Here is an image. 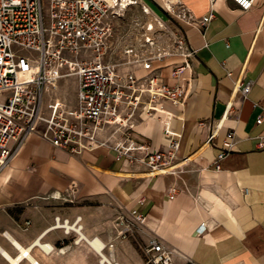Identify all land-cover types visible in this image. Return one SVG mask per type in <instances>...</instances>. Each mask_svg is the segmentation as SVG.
I'll use <instances>...</instances> for the list:
<instances>
[{
  "label": "crops",
  "instance_id": "1",
  "mask_svg": "<svg viewBox=\"0 0 264 264\" xmlns=\"http://www.w3.org/2000/svg\"><path fill=\"white\" fill-rule=\"evenodd\" d=\"M143 1L166 18L161 1ZM180 1L196 19L212 14L202 32L173 21L196 51L177 81L170 74L182 57L154 64L162 80L184 88V101L177 107L163 103L152 118L138 117L129 138L156 153L167 149L171 135L178 143L177 164H185L184 188L178 182L181 191L169 200L173 176L129 165L110 148L70 155L34 136L0 173V264H106L87 241L106 244L107 238L89 230L86 209L66 204L71 196L137 210L147 233L175 251L172 264H264V147L256 139L264 123L255 124L264 115V0L246 13L229 0L212 7L209 0ZM127 71L143 74L139 66ZM67 80L45 94V103L76 106V81L70 90ZM248 84L243 97L240 89ZM202 122L220 125L212 145L206 143L209 129L198 126ZM228 132L235 146L216 170ZM200 224L206 226L202 233ZM112 257L118 264L146 263L129 243L114 246Z\"/></svg>",
  "mask_w": 264,
  "mask_h": 264
},
{
  "label": "built area",
  "instance_id": "2",
  "mask_svg": "<svg viewBox=\"0 0 264 264\" xmlns=\"http://www.w3.org/2000/svg\"><path fill=\"white\" fill-rule=\"evenodd\" d=\"M216 1L209 0L210 6ZM229 1L246 13L256 0ZM161 4L166 18L142 5L149 19L136 25L133 41L125 42L115 36L112 23L136 1L0 0V173L35 136L70 155L110 148L129 165L142 164L151 174L173 176L167 198L174 199L181 191L178 182L184 188L181 175L186 172L185 164H177L178 143L169 135L166 150L150 153L146 145L131 141L129 133L138 117L152 118L163 103L177 107L184 101V88L168 84L154 69L155 63L168 57H182L184 61L173 66L170 74L177 81L191 66L188 60L196 51L173 21L202 32L212 14L196 19L180 0H161ZM136 66L142 75L121 72ZM65 78L76 81V106L70 109L55 100L45 103V94ZM240 91L245 97L250 85ZM263 123L264 115L255 120L257 126ZM198 126L209 129L206 143L212 145L220 125L202 122ZM234 136L228 132L222 141L216 170L217 162L233 150ZM256 139L258 148H263L264 129ZM127 213L132 223L144 226L145 217L137 210ZM205 228L200 224L197 231ZM80 230L77 226V233ZM87 243L103 262L118 264L112 257L111 240L99 251ZM142 250L145 264H172L175 254L157 236L148 237Z\"/></svg>",
  "mask_w": 264,
  "mask_h": 264
},
{
  "label": "rangeland",
  "instance_id": "3",
  "mask_svg": "<svg viewBox=\"0 0 264 264\" xmlns=\"http://www.w3.org/2000/svg\"><path fill=\"white\" fill-rule=\"evenodd\" d=\"M132 1H136V5L122 10L119 13V18L113 20L112 23L115 29V36L125 42L133 41L139 29L136 25L144 23L149 19L142 10V5L147 4L143 0ZM23 54L26 55L27 53L24 52ZM119 57L121 56L118 53L117 58ZM69 81L72 87H70L71 90L75 87V81L73 78H70L66 82ZM69 101L72 102L71 98ZM65 201L72 208L82 207L87 210V223L90 231L95 229L94 231L105 236L107 241L111 240L114 246L129 243L135 250L138 261L144 260L142 248L150 235L144 226L130 221L129 215L122 205L113 203L112 201L102 202L91 197L80 201L71 196ZM123 232H126V237H123Z\"/></svg>",
  "mask_w": 264,
  "mask_h": 264
},
{
  "label": "bare ground",
  "instance_id": "4",
  "mask_svg": "<svg viewBox=\"0 0 264 264\" xmlns=\"http://www.w3.org/2000/svg\"><path fill=\"white\" fill-rule=\"evenodd\" d=\"M87 242H89V244L95 248L97 251H99V249L102 247L103 243L98 240L97 238H93L91 240H88Z\"/></svg>",
  "mask_w": 264,
  "mask_h": 264
}]
</instances>
